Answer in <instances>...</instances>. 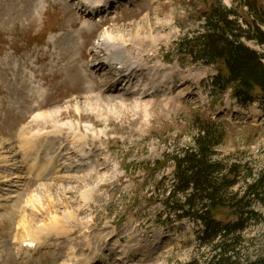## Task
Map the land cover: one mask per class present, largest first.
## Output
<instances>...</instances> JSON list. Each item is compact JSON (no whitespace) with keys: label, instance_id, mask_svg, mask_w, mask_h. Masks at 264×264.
Instances as JSON below:
<instances>
[{"label":"rangeland","instance_id":"rangeland-1","mask_svg":"<svg viewBox=\"0 0 264 264\" xmlns=\"http://www.w3.org/2000/svg\"><path fill=\"white\" fill-rule=\"evenodd\" d=\"M248 1L264 8V0ZM244 2L111 0L88 16L75 0H0V264H24L16 247L25 232L22 213L35 230L29 234L42 236L26 264H209L201 225L176 218L163 203L173 181L171 156L192 147L198 126H208L219 140L214 158L225 170L237 166L228 195L240 196L260 177L264 194V113L259 101L239 104L230 88L218 92L210 80L216 67L176 47L203 30L201 16L216 4L245 26ZM107 33L144 67L127 77L109 72L95 51ZM34 133L41 134L40 174L27 170L18 146ZM72 143L89 149L88 157ZM249 209L259 219L241 233L243 264L264 257V203ZM235 211L219 212L233 222ZM61 225L68 231L58 238ZM128 247L134 253L122 258L119 249Z\"/></svg>","mask_w":264,"mask_h":264},{"label":"trees","instance_id":"trees-1","mask_svg":"<svg viewBox=\"0 0 264 264\" xmlns=\"http://www.w3.org/2000/svg\"><path fill=\"white\" fill-rule=\"evenodd\" d=\"M244 3L250 10V16L244 19L245 27L233 10L216 4L201 16L203 30L191 37L184 35L176 50L195 62L215 66L217 73L210 80L218 92L230 88L239 104L259 101L264 113V8L255 1ZM245 40L261 45L263 52L249 47ZM214 135L208 126L200 125L192 147L175 150L176 155L171 156L173 181L163 203L176 218L185 217L201 225L198 237L211 251L209 264H243L238 258L241 233L247 221L259 219L258 213L249 207L255 201L264 203V194L260 192L263 179L247 181L240 196L228 195L237 181V166L225 170L214 158V148L219 143ZM224 207L236 210L230 213L235 221L224 222L228 214L219 212ZM245 264H264V257Z\"/></svg>","mask_w":264,"mask_h":264},{"label":"bare ground","instance_id":"bare-ground-1","mask_svg":"<svg viewBox=\"0 0 264 264\" xmlns=\"http://www.w3.org/2000/svg\"><path fill=\"white\" fill-rule=\"evenodd\" d=\"M59 1V0H58ZM76 1V5L77 7H79L80 9L83 10V7L85 9V12L87 13L88 16L92 15V14H95L98 10H100L103 6L106 8V6L108 5V2H110L109 0H75ZM114 2V1H112ZM110 4V3H109ZM111 7V6H110ZM83 26L86 28V29H90V26L88 23L84 22L83 23ZM106 37V39H105ZM97 44L95 45V51H96V56L99 58L98 60L101 61V63H104V64H109L110 66V71L109 72H112L111 69H116L119 74L121 72L122 76H129L133 73V71L135 70H140V68L144 67L142 63H140L139 61H134L132 60L130 57H126V52L124 51V49H127L128 47L126 46V44H123V45H118L116 46V44L114 43V37H112L110 34H104V36H101L98 40V42H96ZM131 52V51H130ZM111 53L113 54V56L111 55ZM130 56V53L129 55ZM135 58V57H134ZM137 59V58H136ZM134 61V62H133ZM146 68V67H145ZM109 69V68H108ZM147 69V68H146ZM155 69V68H154ZM155 71V70H154ZM164 77V76H163ZM162 81V80H161ZM77 112V111H76ZM38 115H40L41 113H37ZM52 116V115H51ZM41 117V116H40ZM46 118V116H45ZM67 124V123H66ZM68 126L71 128L72 127V124L69 123ZM25 128V127H24ZM73 133V136L76 137V133L75 132H72ZM24 134V133H23ZM38 135H41L39 133H34L31 137L29 138H25V137H21L20 139V142H19V145H21V150H23V154H22V160L25 161V164L27 165V170H29L30 172H37L38 174L39 171L37 170V165L39 163V161L41 160V155L38 154V148H37V145H36V139H38ZM38 141V140H37ZM73 147L75 146V148L77 149V151H79V155L81 157H86L89 153V149H84V146H82L83 144H78V145H74L72 143ZM45 151V150H44ZM55 151V150H54ZM88 151V152H87ZM54 153V152H53ZM79 156V157H80ZM55 157V156H54ZM88 157V156H87ZM44 161V160H43ZM48 162V161H47ZM53 162V161H52ZM51 164V163H50ZM70 164V163H69ZM73 165V164H72ZM71 165V166H72ZM24 166V165H23ZM66 166H68L66 164ZM52 168V167H51ZM42 169H46V167H42L40 168V170L42 171ZM48 169V168H47ZM46 169V170H47ZM88 171V170H87ZM49 173V172H47ZM63 176V175H62ZM65 176V175H64ZM8 208H11V205L9 204L8 207H6V209ZM22 213V212H21ZM28 215H24L22 213L20 217V225L19 227L21 228H24L25 232L22 234V237L20 240L17 241V245L16 247L18 248V252L17 254L20 255V257L22 258V262L23 263H26L28 262V259L27 260H24V258L26 257V253L28 251H36L37 253L40 251V244L42 241H40V237H38V239L36 237H32V234L30 235L29 233H34L35 230H32L31 228V223H29L30 221L28 220ZM54 215H50V217L46 220L47 222L46 223H49L50 220L52 219ZM65 216V214H64ZM62 216V218L64 217ZM68 216V215H67ZM61 218V219H62ZM68 219V218H67ZM43 222L40 223L39 226L43 225ZM55 223V222H53ZM59 224V223H57ZM63 224V223H62ZM52 226V225H51ZM54 227L56 225H53ZM44 227V226H43ZM62 227V230L61 231H58L56 232V235L58 238H62L65 234H67V231L68 230H65L63 228V226L61 225ZM67 227V226H66ZM34 229V228H33ZM40 229V228H39ZM49 229V228H48ZM47 229V230H48ZM52 229V227H51ZM46 230V229H45ZM54 230V229H53ZM59 230V229H58ZM40 231V230H39ZM43 231V230H42ZM49 231V230H48ZM36 232H38L36 230ZM46 232V231H45ZM52 232V231H51ZM54 232V233H55ZM46 233H50V232H46ZM52 233V234H54ZM40 234H43V233H40ZM69 234V233H68ZM35 235V234H33ZM50 238V237H49ZM48 238V239H49ZM39 240V241H38ZM43 240V239H42ZM127 247V246H126ZM132 248V247H131ZM72 252V251H71ZM119 253H121V257L122 258H126V257H129L131 256L133 253H134V249L131 250L128 248L126 249H119L118 251ZM28 255V254H27ZM72 255V253H71ZM70 255V256H71ZM30 256V255H28ZM27 256V257H28ZM72 257V256H71ZM73 259V257H72ZM93 259V258H92ZM92 259H87V260H83L80 262V264H92ZM30 262V261H29ZM69 262V261H68ZM63 262L62 264H70V262ZM78 262V261H77ZM48 263V262H46ZM73 263V262H72ZM71 263V264H72ZM73 264H79V263H76V261L73 263Z\"/></svg>","mask_w":264,"mask_h":264}]
</instances>
